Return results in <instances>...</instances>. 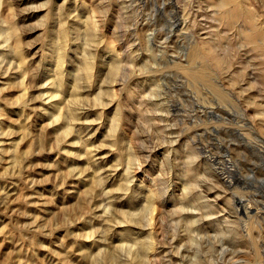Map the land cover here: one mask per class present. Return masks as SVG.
I'll return each mask as SVG.
<instances>
[{"label": "rangeland", "instance_id": "374dc122", "mask_svg": "<svg viewBox=\"0 0 264 264\" xmlns=\"http://www.w3.org/2000/svg\"><path fill=\"white\" fill-rule=\"evenodd\" d=\"M0 4V264H264V0Z\"/></svg>", "mask_w": 264, "mask_h": 264}, {"label": "bare ground", "instance_id": "6f19581e", "mask_svg": "<svg viewBox=\"0 0 264 264\" xmlns=\"http://www.w3.org/2000/svg\"><path fill=\"white\" fill-rule=\"evenodd\" d=\"M6 1V0H5ZM200 2V1H199ZM246 3V2H245ZM242 4V3H241ZM1 5V4H0ZM4 5V4H3ZM102 6V5H101ZM1 7V6H0ZM7 7H8V5H7ZM223 8H225L224 6H223ZM246 9H248V8H246ZM93 10V9H92ZM241 10V9H240ZM91 11V10H90ZM253 11V10H252ZM233 13V12H232ZM254 13V12H253ZM258 13V12H257ZM98 14V13H97ZM230 14V13H229ZM251 15V14H250ZM254 17V16H253ZM92 18V17H91ZM221 19V18H220ZM96 20V19H95ZM91 21V20H90ZM4 23V22H3ZM9 25V24H8ZM7 25V26H8ZM156 25V24H155ZM186 25V24H185ZM15 26V25H14ZM14 26H12V28L14 29ZM116 26V25H115ZM11 27V26H10ZM262 27V26H261ZM12 28H10V30L12 31L13 29ZM7 29H9V27L7 28ZM178 29V28H177ZM13 31H15V30H13ZM180 32V31H179ZM232 32V31H231ZM14 35V34H13ZM149 35V34H148ZM16 37V36H15ZM166 37V36H165ZM6 40H8L9 41V39L8 38H6ZM66 42V41H65ZM13 43V42H12ZM133 44V43H132ZM18 45V44H17ZM1 46V45H0ZM18 46H16V48H17ZM113 47V46H112ZM5 48V47H4ZM11 48V47H10ZM19 48H17V50H18ZM204 50V49H203ZM12 52H13V50H12ZM20 53V52H19ZM134 55V54H133ZM18 56V55H17ZM14 57V56H13ZM25 57V56H24ZM86 58V57H85ZM84 58V59H85ZM13 59V58H12ZM19 60V59H18ZM21 60V59H20ZM65 60V59H64ZM62 61V60H61ZM89 61H91V60H89ZM23 61L21 60V63H22ZM60 62V61H59ZM9 63H10V61H9ZM17 63V62H16ZM56 63H58V62H56ZM116 63V62H115ZM3 63H1V67L3 66L2 65ZM19 64V63H18ZM234 64V63H233ZM10 65V64H9ZM20 65V64H19ZM18 65V66H19ZM62 65V64H61ZM6 66V65H5ZM17 66V67H18ZM7 67V66H6ZM1 69V68H0ZM10 68H7V70H9ZM15 69V68H14ZM2 70H6V69H3V67H2V69L0 70V71H2ZM21 70V69H20ZM88 70H89V68H88ZM6 72V71H5ZM24 72V71H23ZM226 73V72H225ZM26 75V74H25ZM25 80V79H24ZM21 82V81H20ZM22 84H23V82H21ZM86 91V90H85ZM54 92V91H53ZM238 92V91H237ZM61 93V92H60ZM59 94V93H58ZM53 96V95H52ZM55 97V96H54ZM115 97V96H114ZM58 106V105H57ZM64 106V105H63ZM65 107H67V106H64V108ZM245 107V106H244ZM68 109V108H67ZM3 110V109H2ZM231 110V109H230ZM65 111V110H64ZM68 113V112H67ZM74 113V112H73ZM239 113V112H238ZM83 121V120H82ZM241 123V122H240ZM10 128V127H9ZM8 130V129H7ZM10 131V130H9ZM2 134V133H1ZM53 142V141H52ZM31 145V144H30ZM248 151V150H247ZM16 152V151H15ZM249 155V154H248ZM14 156V155H13ZM224 156V155H223ZM136 163V162H135ZM222 164V163H221ZM233 174V173H232ZM213 177V176H212ZM129 180V179H128ZM57 183V182H56ZM104 194V193H103ZM1 197V196H0ZM149 198V197H148ZM2 199V198H1ZM155 199H156V197H155ZM4 200V199H3ZM147 203V202H146ZM250 206L251 205H249V203H246L243 199H241V198H239L238 199V202H237V209L241 212V213H248L249 211H251L250 210ZM152 210H154L153 208H152ZM153 218V217H152ZM226 218V217H225ZM152 220V219H151ZM227 220V219H226ZM153 221V220H152ZM147 234H148V232H147ZM149 236V235H148ZM155 239V238H154ZM153 239V240H154ZM151 240V239H150ZM150 242V241H149ZM156 242V241H155ZM148 244V243H147ZM154 245V244H153ZM135 246V245H134ZM149 246V245H148ZM150 247V246H149ZM151 247H153V246H151ZM188 248V247H187ZM153 250V249H152ZM152 253V252H151ZM90 254V253H89ZM233 258V257H232Z\"/></svg>", "mask_w": 264, "mask_h": 264}]
</instances>
